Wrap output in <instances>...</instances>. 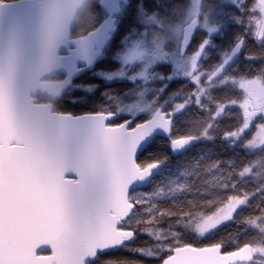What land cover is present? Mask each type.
I'll return each instance as SVG.
<instances>
[{
  "label": "snow or ice",
  "instance_id": "6c2138e0",
  "mask_svg": "<svg viewBox=\"0 0 264 264\" xmlns=\"http://www.w3.org/2000/svg\"><path fill=\"white\" fill-rule=\"evenodd\" d=\"M0 264H264V0H0Z\"/></svg>",
  "mask_w": 264,
  "mask_h": 264
}]
</instances>
